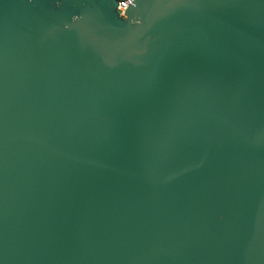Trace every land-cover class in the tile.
<instances>
[{
	"label": "water",
	"instance_id": "water-1",
	"mask_svg": "<svg viewBox=\"0 0 264 264\" xmlns=\"http://www.w3.org/2000/svg\"><path fill=\"white\" fill-rule=\"evenodd\" d=\"M0 0V264H264V0Z\"/></svg>",
	"mask_w": 264,
	"mask_h": 264
},
{
	"label": "built area",
	"instance_id": "built-area-1",
	"mask_svg": "<svg viewBox=\"0 0 264 264\" xmlns=\"http://www.w3.org/2000/svg\"><path fill=\"white\" fill-rule=\"evenodd\" d=\"M135 0H118V11L121 16L125 17L126 10L134 3Z\"/></svg>",
	"mask_w": 264,
	"mask_h": 264
}]
</instances>
